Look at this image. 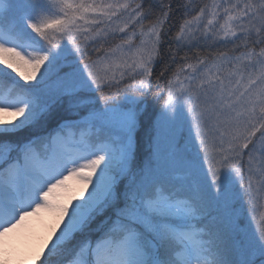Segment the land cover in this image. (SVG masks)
Here are the masks:
<instances>
[{
  "label": "snow or ice",
  "instance_id": "6c2138e0",
  "mask_svg": "<svg viewBox=\"0 0 264 264\" xmlns=\"http://www.w3.org/2000/svg\"><path fill=\"white\" fill-rule=\"evenodd\" d=\"M0 65V113L22 117L0 118V238L59 216L30 264H264V0H0ZM169 71L160 119L188 129L168 145L185 196L135 165L140 106ZM71 177L91 190L69 208ZM211 202L240 237L231 259L193 226Z\"/></svg>",
  "mask_w": 264,
  "mask_h": 264
},
{
  "label": "rangeland",
  "instance_id": "374dc122",
  "mask_svg": "<svg viewBox=\"0 0 264 264\" xmlns=\"http://www.w3.org/2000/svg\"><path fill=\"white\" fill-rule=\"evenodd\" d=\"M25 2H27V0H25ZM8 71L14 75L15 78L21 80L16 72H13L11 69ZM21 71L27 74L30 69L26 65H21ZM42 71L43 69H41V72ZM37 79H39V74H37ZM21 81L24 82L23 80ZM29 83H35V81ZM4 90H7V88L4 87ZM100 106H102V104ZM0 118L18 120L22 117H16L12 112H8L0 113ZM156 119L157 137L155 139V148L156 145L159 144L160 151L158 154L156 153L154 161L145 164L144 168L147 170L150 167L153 178L161 181L162 186L168 189L173 195H191L188 190V180L185 171L178 162L173 163L171 154L168 151V145L173 136H175L177 140H180L181 133L185 136L187 135V126L185 124H180L177 125L176 129H173L160 119V115ZM81 132V129H71L69 130V136L71 137V135L75 133L76 137L79 138ZM182 150L183 148L181 147V149H178L177 151ZM80 163L83 164L85 161L82 160ZM87 171L88 169H84L85 173H87ZM84 183L85 182L80 181L76 177H71L66 181V184L68 185L67 189L57 190L58 196L56 199L61 203L67 204L69 208H71L79 199L86 198L88 192L91 190V185L84 188ZM203 210L207 211V222L216 220L215 222L223 221L226 223L227 213L223 208V205L218 206L215 202H211L207 207L204 206ZM260 211H264V209L258 208L257 219ZM199 216H201V214L197 215L196 220L200 221V223L197 225L196 221H193V226L198 228L199 232L202 233L203 223L201 220L202 218ZM58 220V214L50 209H41L38 214L29 217L25 227L9 233L4 238H0V261H6L8 264H30L31 257L43 240L53 236ZM203 240L205 242L204 236Z\"/></svg>",
  "mask_w": 264,
  "mask_h": 264
},
{
  "label": "trees",
  "instance_id": "16d2710c",
  "mask_svg": "<svg viewBox=\"0 0 264 264\" xmlns=\"http://www.w3.org/2000/svg\"><path fill=\"white\" fill-rule=\"evenodd\" d=\"M148 2H154V0H148ZM186 0H173V7L175 8L177 3H185ZM194 3H202L207 2V0H193ZM151 19H155L153 16ZM151 21H146L145 23H149ZM182 22V16L180 11H175L172 14V25L173 29L171 35H175V30L179 27ZM223 50V49H222ZM166 53V49H165ZM203 54H207L206 52ZM183 55V53H181ZM163 64H157L154 67V76L159 73V71L163 68ZM3 65H0V68H3ZM171 72H166L164 77H162L159 81L155 78L152 81V93L145 97V103L140 106V122L136 132V158L135 165L136 169L139 170L141 167H144L148 162L154 161V153L153 151L155 146V139L157 137L156 130V118L160 114L162 110V106L164 104L165 92H164V81L170 76ZM11 77L14 75L11 74ZM17 79V78H16ZM19 80V79H17ZM11 82L10 78L5 83L4 87H8V84ZM20 83H24L20 80ZM159 94L162 98L156 99V95ZM96 97H99V93L95 94ZM102 102H97V107L100 106ZM64 115H69L68 113H64ZM31 134V130H25L18 134L19 139H24ZM259 136V133L257 134ZM208 205H206L207 207ZM207 214V211H204ZM240 213H243V209H240ZM204 214V213H203ZM206 214L203 216V223L205 225L204 236L206 242L211 241L213 246L218 248L221 253L224 254L226 259L233 258V244L240 237L232 232L229 228L228 223L223 221L215 222L208 221ZM245 225L248 224L247 218L244 220ZM0 264H7L6 262H0Z\"/></svg>",
  "mask_w": 264,
  "mask_h": 264
}]
</instances>
